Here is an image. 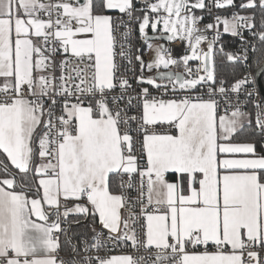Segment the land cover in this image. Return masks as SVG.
I'll return each mask as SVG.
<instances>
[{
    "label": "snow or ice",
    "instance_id": "obj_1",
    "mask_svg": "<svg viewBox=\"0 0 264 264\" xmlns=\"http://www.w3.org/2000/svg\"><path fill=\"white\" fill-rule=\"evenodd\" d=\"M262 78L264 0H0V264H264Z\"/></svg>",
    "mask_w": 264,
    "mask_h": 264
},
{
    "label": "trees",
    "instance_id": "obj_2",
    "mask_svg": "<svg viewBox=\"0 0 264 264\" xmlns=\"http://www.w3.org/2000/svg\"><path fill=\"white\" fill-rule=\"evenodd\" d=\"M226 40H229L230 38H225ZM217 71L219 73H223L224 75H227V76H231L232 75V69L230 67H227V66H219L217 68ZM262 82H263V85H264V78H262Z\"/></svg>",
    "mask_w": 264,
    "mask_h": 264
},
{
    "label": "built area",
    "instance_id": "obj_3",
    "mask_svg": "<svg viewBox=\"0 0 264 264\" xmlns=\"http://www.w3.org/2000/svg\"><path fill=\"white\" fill-rule=\"evenodd\" d=\"M207 22H208V21L205 20V23H207ZM225 38H230V37H228V36L226 35ZM174 48H175V52H174V54H179V55L184 54V49H183L179 44L174 45ZM174 70H176V69H174ZM178 70H179V69H177V71H178ZM131 75H132V73H129V76H131ZM153 94L156 95L155 92H154ZM173 133H174V130H173ZM114 254H119V252L117 251V252L114 253Z\"/></svg>",
    "mask_w": 264,
    "mask_h": 264
},
{
    "label": "rangeland",
    "instance_id": "obj_4",
    "mask_svg": "<svg viewBox=\"0 0 264 264\" xmlns=\"http://www.w3.org/2000/svg\"><path fill=\"white\" fill-rule=\"evenodd\" d=\"M150 58V54H145V60H148Z\"/></svg>",
    "mask_w": 264,
    "mask_h": 264
},
{
    "label": "water",
    "instance_id": "obj_5",
    "mask_svg": "<svg viewBox=\"0 0 264 264\" xmlns=\"http://www.w3.org/2000/svg\"><path fill=\"white\" fill-rule=\"evenodd\" d=\"M173 70H174V69H173ZM174 71H176V70H174ZM261 84L263 85L262 79H261Z\"/></svg>",
    "mask_w": 264,
    "mask_h": 264
},
{
    "label": "crops",
    "instance_id": "obj_6",
    "mask_svg": "<svg viewBox=\"0 0 264 264\" xmlns=\"http://www.w3.org/2000/svg\"><path fill=\"white\" fill-rule=\"evenodd\" d=\"M176 71H177V69H176ZM174 134V133H173Z\"/></svg>",
    "mask_w": 264,
    "mask_h": 264
}]
</instances>
